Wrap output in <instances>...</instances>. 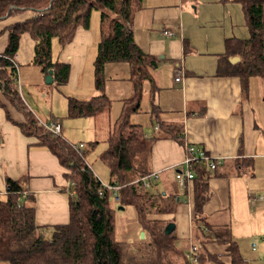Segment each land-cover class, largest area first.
<instances>
[{"label":"crops","instance_id":"obj_1","mask_svg":"<svg viewBox=\"0 0 264 264\" xmlns=\"http://www.w3.org/2000/svg\"><path fill=\"white\" fill-rule=\"evenodd\" d=\"M30 15L32 12H20L0 21V56L8 43L7 27L29 19ZM244 18L241 5L232 1L143 0L129 23L135 43L156 59L151 79L143 83L140 112L133 114L130 121L143 128L147 138L158 136L162 131L152 115L154 103L159 109L160 122L182 125L183 133L179 138H161L154 143L150 175L158 174L157 179H152V188H157L158 181L163 187L155 193L171 199L176 197L173 213L160 216L175 225L176 247L187 254L191 244L199 243L202 245L200 253L216 257L203 264H232V259L226 245L200 242L203 237L200 226L203 234H213L203 224L195 223L194 182L181 188L175 178V171L184 169L188 145L223 160L214 171H209L210 198L203 207L206 223L218 228L228 226L248 264L262 263L251 254L249 246L258 236L259 231L253 232L259 229V218L264 213V188L258 184L264 173V78L251 77L244 95L240 78L223 74L226 41L246 40L250 36ZM87 30L78 28L74 40L58 57L71 66L69 81L74 85L83 84L84 53L95 37ZM164 32L174 36L169 37ZM35 45L36 41L29 34L22 35L15 55L17 66L33 64ZM81 66L84 67L80 76ZM14 73L17 85L19 72ZM130 73L125 62L106 65L104 92L112 105L108 112L91 118L95 124L104 121L110 130L122 101L133 93ZM178 74L179 82L176 81ZM17 87L28 109L40 118L33 95L27 88ZM89 89L90 95H98L95 87L88 86V93ZM24 119L0 90V198L6 197L7 179L18 181L24 192L34 198L36 225H65L70 220L71 195L65 169L47 147L38 145L36 139L25 135L17 126ZM56 120L62 125L63 134V123L56 118L52 122ZM142 231L138 226L134 234L140 237ZM252 252H256L255 244Z\"/></svg>","mask_w":264,"mask_h":264},{"label":"trees","instance_id":"obj_2","mask_svg":"<svg viewBox=\"0 0 264 264\" xmlns=\"http://www.w3.org/2000/svg\"><path fill=\"white\" fill-rule=\"evenodd\" d=\"M222 1L241 5L250 33L246 40H227L226 53L222 57L223 68L226 67L223 74L239 77L245 95L251 77L264 78V0ZM142 2L0 0V21L13 11L32 12L29 19L7 27L8 43L0 56V90L16 111L25 117V121L17 126L25 135L35 137L38 145L47 147L59 159L65 169V178L73 183L70 188L69 222L42 227L35 224L34 198L24 192L20 182L7 179L6 197L0 198L1 264H203L216 258L199 251L195 263L188 260L187 254L176 247L174 231L165 234L166 227L171 223L160 218L173 213L176 197L171 199L162 193H153L141 182L142 178L150 176V159L156 140L179 138L183 133L181 124L159 121V109L154 103L151 106L152 115L162 131L158 136L147 138L143 128L130 122L131 116L140 112L143 83L151 79V70L156 67V59L141 50L129 28ZM94 9L100 13V42L94 62L98 95L88 102L69 98L68 117L92 118L101 112H108L112 101L104 92L105 67L118 62L129 65L133 93L122 101L113 128L107 133V149L100 155V160L110 172L108 185L117 186V191L101 183L87 165L84 154L65 138L38 128V118L20 97L13 80L16 75L15 55L22 35L27 33L36 41L32 63L42 68L45 75L52 73L54 83L66 85L70 82L71 66L52 59L53 40L56 39L62 48L70 44L78 28H89ZM236 57L239 61L231 63L230 59ZM7 118L11 120L8 112ZM193 169L195 223L199 226L203 224L213 234H203L200 226L203 236L200 242L224 244L232 264H248L241 256L228 226L218 228L206 223L203 207L210 198L209 171L202 164L195 165ZM112 201L123 210L133 207L135 225L146 233L145 240L130 245L117 239V209Z\"/></svg>","mask_w":264,"mask_h":264},{"label":"rangeland","instance_id":"obj_3","mask_svg":"<svg viewBox=\"0 0 264 264\" xmlns=\"http://www.w3.org/2000/svg\"><path fill=\"white\" fill-rule=\"evenodd\" d=\"M14 11L11 13L12 16L16 15ZM32 16V15H30ZM245 20V18H244ZM246 22V20H245ZM100 13L99 10L94 9L91 14L90 25L88 28L89 34L94 33V41L92 45L86 48L84 56L85 59V75L82 76L83 84L74 85L72 82L67 85H60L57 83H47L46 79L48 75L42 72V68L37 65H18L19 72V84L27 88L34 100L39 106V116L45 122H52L53 119H59L63 123V134L62 137L66 141L77 146L78 152L84 154L87 165L90 166L95 176L101 181L103 185H108L110 182V172L106 165L100 160V155L107 149L106 138L108 129L105 126V122L94 123L95 120L91 118H70L68 117V101L69 98L88 102L94 96L88 93V86L92 89L95 87L94 81V60L98 52V44L100 42ZM99 38V42H98ZM83 43V39L79 40ZM79 49V43L76 46V52ZM81 50V48H80ZM64 54L63 48L60 47L56 39L53 40L52 46V59L54 61H60L58 57ZM81 66V74L83 73V67ZM77 67V66H76ZM258 79V77H256ZM47 100V101H46ZM114 119V117H113ZM25 121V119H24ZM131 122V121H130ZM132 123V122H131ZM114 124V120L112 125ZM133 124V123H132ZM38 126V125H37ZM38 128H41L38 126ZM113 128V127H112ZM111 128V129H112ZM36 139L35 137H33ZM82 143V144H81ZM264 171V168H263ZM260 187L264 188V173L263 179L258 181ZM162 184L158 181L157 188L149 189L155 193L163 190ZM113 206L117 209V224H116V237L119 241H124L128 244H133L141 241V238L134 234V209L133 207H126L125 210H119V207L115 201H112ZM258 211L256 209H252ZM260 227L253 233L257 232L258 236L250 243L249 249L251 254L256 255L259 261L264 264V213L259 218ZM125 239V240H124ZM248 243V242H247ZM253 244H255L256 252H252ZM133 248V247H132ZM258 262V261H257ZM260 263V264H262ZM256 264V263H252Z\"/></svg>","mask_w":264,"mask_h":264},{"label":"built area","instance_id":"obj_4","mask_svg":"<svg viewBox=\"0 0 264 264\" xmlns=\"http://www.w3.org/2000/svg\"><path fill=\"white\" fill-rule=\"evenodd\" d=\"M164 35H168L169 37L174 36L171 32H164ZM14 67L16 71H18V66L14 60ZM180 74L176 77V81L179 82L181 79ZM36 116V115H35ZM38 126L43 128L45 131L54 134L55 136H62V125L58 122H45L38 116ZM77 149V146H74ZM78 150V149H77ZM79 151V150H78ZM223 162L221 157H213L210 156L205 150L202 148H198L196 146L188 145L186 147V156L183 162L184 169H177L175 171V178L179 183L180 187H184L188 182H192L194 179V166L198 164H202L206 170L214 171L219 165ZM158 174H152L146 178H143L141 182L144 184L146 189H150L153 187L152 179H157ZM73 186V183H69V188ZM105 187L117 191V186H109L104 185ZM117 199V197H116ZM257 201L259 198L256 199ZM202 249V245L199 243H193L189 247L187 252V258L191 263H195L197 261V254Z\"/></svg>","mask_w":264,"mask_h":264},{"label":"water","instance_id":"obj_5","mask_svg":"<svg viewBox=\"0 0 264 264\" xmlns=\"http://www.w3.org/2000/svg\"><path fill=\"white\" fill-rule=\"evenodd\" d=\"M231 63H236V62H238L239 61V58H232L231 60ZM46 81H47V83H50V84H53L54 83V80H53V78H52V73H50L48 76H47V79H46ZM119 209L120 210H123V208L122 207H119ZM174 227H175V225L174 224H169L167 227H166V229H165V234H170V233H172V231H174ZM140 238H141V240H145V232L144 231H142L141 233H140Z\"/></svg>","mask_w":264,"mask_h":264},{"label":"bare ground","instance_id":"obj_6","mask_svg":"<svg viewBox=\"0 0 264 264\" xmlns=\"http://www.w3.org/2000/svg\"><path fill=\"white\" fill-rule=\"evenodd\" d=\"M164 132V131H163ZM137 163V162H136ZM214 173V172H213ZM164 184V183H163ZM204 220V219H203ZM218 231V230H217ZM221 231V230H220ZM115 233V232H114ZM116 238V237H115ZM125 240V239H124ZM204 251V250H203Z\"/></svg>","mask_w":264,"mask_h":264}]
</instances>
